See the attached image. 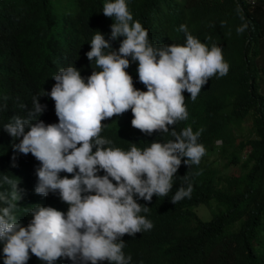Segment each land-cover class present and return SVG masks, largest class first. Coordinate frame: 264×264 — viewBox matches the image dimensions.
Here are the masks:
<instances>
[{
	"label": "clouds",
	"instance_id": "obj_1",
	"mask_svg": "<svg viewBox=\"0 0 264 264\" xmlns=\"http://www.w3.org/2000/svg\"><path fill=\"white\" fill-rule=\"evenodd\" d=\"M131 11V0H0V264H136L125 238L153 224L135 197L193 195L174 185L182 158L190 178L211 156L187 95L229 64L183 24L185 42H155Z\"/></svg>",
	"mask_w": 264,
	"mask_h": 264
},
{
	"label": "trees",
	"instance_id": "obj_2",
	"mask_svg": "<svg viewBox=\"0 0 264 264\" xmlns=\"http://www.w3.org/2000/svg\"><path fill=\"white\" fill-rule=\"evenodd\" d=\"M131 4L133 18L157 43L185 42L179 31L182 24L202 43L218 42L229 72L210 79L195 101L187 95V121L203 128L211 156L195 167L191 179L182 158L174 185H194L193 195L176 204L156 195L150 202L135 197L149 208L140 215L153 227L127 236V253L136 264H264V246L256 245L264 232V0H131ZM243 23L247 28L237 34ZM211 200L215 206L205 221L193 206ZM55 264L73 262L61 258Z\"/></svg>",
	"mask_w": 264,
	"mask_h": 264
},
{
	"label": "rangeland",
	"instance_id": "obj_3",
	"mask_svg": "<svg viewBox=\"0 0 264 264\" xmlns=\"http://www.w3.org/2000/svg\"><path fill=\"white\" fill-rule=\"evenodd\" d=\"M217 142H220V140H217ZM225 172L229 173V170H226ZM169 203L172 204L171 200H169ZM197 214L202 218L206 219L205 221L209 220L212 215V210L207 207L204 203H200L196 208H195Z\"/></svg>",
	"mask_w": 264,
	"mask_h": 264
}]
</instances>
